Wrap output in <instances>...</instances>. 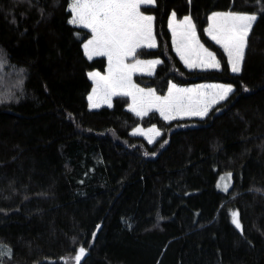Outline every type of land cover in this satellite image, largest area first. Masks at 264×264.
Instances as JSON below:
<instances>
[{
    "label": "trees",
    "instance_id": "trees-1",
    "mask_svg": "<svg viewBox=\"0 0 264 264\" xmlns=\"http://www.w3.org/2000/svg\"><path fill=\"white\" fill-rule=\"evenodd\" d=\"M69 3L0 0V244L12 249L4 264H76L80 247L81 264H264V0L140 7L154 16L157 45L135 58L161 62L135 82L160 95L171 81L234 86L206 116L171 120L135 114L123 95L88 106V72H104L107 59L85 55L91 31L69 23ZM228 10L258 14L238 73L206 33L209 15ZM171 12L190 15L219 68L184 65ZM137 125L161 134L149 143L132 133ZM226 171L232 186L222 193L216 180ZM237 210L242 230L231 222Z\"/></svg>",
    "mask_w": 264,
    "mask_h": 264
},
{
    "label": "snow or ice",
    "instance_id": "snow-or-ice-1",
    "mask_svg": "<svg viewBox=\"0 0 264 264\" xmlns=\"http://www.w3.org/2000/svg\"><path fill=\"white\" fill-rule=\"evenodd\" d=\"M155 0H70L69 10L72 13L69 19L70 24L79 25L83 28L91 30V38L84 45L85 55L89 59L93 55H106L108 57L109 68L108 75L101 76L98 72L89 73V78L93 79L97 87L93 89V94H90L89 107L97 108L99 104L94 102V95L100 88L105 91V102L110 101L113 95H126L132 97L131 110L137 115L145 116L148 111L155 107L164 117L165 120L172 119L171 113L184 112L185 115L206 116L212 105L219 101H225L229 94L233 92L232 85L219 86V93L216 95L218 99H213L211 104H205L203 109L198 107L185 106V101L189 104H199V100L192 99L194 89H179L175 85H170L169 93L166 97L156 96L151 89L145 92L131 83V73L136 71L142 61L135 60L133 64H126L125 60L129 57L135 59L137 51L143 47L154 48L156 43L152 36L151 22L152 16H146L140 11L141 5L154 4ZM261 2V0H258ZM175 13H173V17ZM170 17V22L173 19ZM258 14L255 13H236L224 12L213 13L208 17L210 27L206 31L212 36V39L218 44H222L225 51L229 55V63L231 71L238 73L241 71V62L243 61L248 47V39L254 22L257 20ZM15 23V20H13ZM172 24L170 23V27ZM184 29L180 33L179 42L176 41V28L173 27L174 44L176 51L184 60L185 64L190 67H199V64L190 63L189 58L195 51L194 45L202 49L196 39L195 25L191 17H184L181 24ZM143 41L148 43L145 45ZM204 53L213 61L205 65L206 67L217 68L219 64L215 62V57L207 49H203ZM5 63L3 58H0V64ZM155 65L160 61L147 62ZM216 87V86H214ZM117 89H126V91H117ZM248 91V89H245ZM5 97L0 96V102H3ZM219 110L218 108L216 109ZM149 131L155 135L160 133L153 127ZM149 143L152 140L149 139ZM167 143V141H165ZM147 155V153H146ZM155 155V153H153ZM231 173H226L221 180L230 181ZM218 187H221L218 182ZM230 188V183L225 182L222 190L227 192ZM260 192V189H254ZM239 211L231 212V222L236 229L242 230V223L239 218ZM100 226L97 225V228ZM131 227V225H129ZM241 234L243 232L241 231ZM96 233H93L95 236ZM87 249L80 247L77 250V255L74 257L76 264H81L83 257L86 255ZM12 249L0 244V264H4L5 257H11Z\"/></svg>",
    "mask_w": 264,
    "mask_h": 264
},
{
    "label": "rangeland",
    "instance_id": "rangeland-1",
    "mask_svg": "<svg viewBox=\"0 0 264 264\" xmlns=\"http://www.w3.org/2000/svg\"><path fill=\"white\" fill-rule=\"evenodd\" d=\"M142 6V5H141ZM141 11V10H140ZM229 11V10H228ZM142 12V11H141ZM232 12V11H231ZM174 13V12H173ZM236 13H244V12H236ZM172 17H173V15H172ZM174 18H178L177 16H176V14H175V16L173 17V19L171 20V24H172V26H171V28L173 29V27H175L176 28V32H177V36H176V40H178V38H179V36H180V33H181V29H182V27H181V24H182V22L180 21V22H177V21H175V19ZM79 26V25H78ZM195 29H196V27H195ZM90 30V29H89ZM91 31V30H90ZM155 32V31H154ZM196 32H197V30H195V34H196ZM171 35V34H170ZM155 37H156V34H155ZM91 38V36L88 38V39H90ZM87 39V40H88ZM196 39L199 41V44L200 45H202L203 46V48L202 49H200V48H198L197 46H193L194 47V49H195V51L193 52V54L191 55V57L189 58V62L190 63H196V64H199L200 66L199 67H193V68H190V67H188L186 64H185V62H184V60H182L181 58V60H182V62L184 63V65L186 66V67H188L189 69H204V68H211V67H206L205 65H207V64H209V63H212L213 61L207 56V54L206 53H204V51H203V49H207V51L208 52H211L212 54H213V56L215 57V62H217L218 64H219V60H218V58H217V56H216V54H215V52L213 51V50H211L210 48H208L201 40H200V38L198 37V33H197V36H196ZM86 40V41H87ZM85 41V42H86ZM157 41V40H156ZM84 42V43H85ZM178 42V41H177ZM84 45V44H83ZM146 47V46H145ZM174 51L176 52V54L178 55V53H177V51H176V44H174ZM85 52V51H84ZM97 56H105L106 57V59H107V61H108V57L106 56V55H93L92 56V58L93 57H97ZM179 56V55H178ZM88 57V56H87ZM180 57V56H179ZM228 58V57H227ZM147 59H149V58H135V59H133L132 57H129V58H127L126 60H125V63L126 64H133V63H135V60H140V61H142V62H144V63H142V65L136 70V71H133L132 73H131V83L133 84V85H135V86H137L138 88H140V89H144L145 90V92H147V90H149V89H151V90H153L154 92H155V95L156 96H160V97H166L167 95H168V93H169V87H170V85H175L176 86V88H179V89H194V92L192 93V99L195 101V100H199L200 101V103L199 104H189V101L188 100H186L185 101V106L187 107V106H191V107H198L199 109H203V107H204V105L205 104H211V101L213 100V99H218V96L216 95L217 93H219V89L218 88H216V87H214L213 85H207V86H205V85H202V84H200L201 82H198V83H190V84H178V83H175V82H173V81H171L170 83H169V86H168V89H167V91H166V93L164 94V95H160V94H158V93H156V91L154 90V88H152V87H144V86H142V85H140V84H138L137 82H135L134 81V79H133V76L135 75V74H153L154 72H155V69H153V70H150V67H149V65L146 63L147 61ZM161 62V61H160ZM157 67V66H156ZM108 68H109V63H107L106 64V68H105V71L104 72H101V71H98V70H92V71H89L88 72V74L89 73H93V72H98V73H100V75L101 76H107L108 75ZM217 68H219V67H217ZM91 81H92V89H91V91L89 92V94H88V96H87V98L89 97V95L90 94H93V89L95 88V87H97V85H96V83L94 82V80L93 79H91ZM203 82H210V81H203ZM221 83V82H220ZM233 86V85H232ZM117 91H120V92H122V91H126V89H117ZM115 96H118V95H113V96H111V98H110V101H108V102H105V91H104V89L103 88H100L98 91H97V93L94 95V102H96V103H98L99 104V107H102V106H111L112 104H113V98L115 97ZM120 96V95H119ZM123 96H126V95H123ZM128 98H129V104L127 105V108L129 109V110H131V108H130V105H132V103H133V101H132V97L131 96H128ZM220 102V101H219ZM89 99H88V106H89ZM216 105V104H215ZM215 105H212L210 108H209V110H208V112L210 111V109L213 107V106H215ZM99 107H97V108H99ZM92 109H95V108H92ZM152 110H156V111H158L155 107H153V108H151L148 112H150V111H152ZM131 111H133V110H131ZM135 114H137L135 111H133ZM159 112V111H158ZM159 114H160V112H159ZM161 115V114H160ZM140 116V115H139ZM171 116L173 117L172 119H174V118H184V117H201V116H192V115H185L184 114V112H176V111H173L172 113H171ZM163 117V116H162ZM204 117V116H203ZM169 120H171V119H169ZM153 127H155V129L161 134V131H160V129L157 127V126H155V125H150V126H146V127H144V126H142V125H137L134 129H133V131H132V133L133 134H136V135H141V136H143V137H145L148 141H149V139H151L152 140V142L153 141H155L158 137H159V135L157 136V135H155L154 134V132H151V131H149L150 129H153ZM226 173H230V172H228V171H226V172H221V173H219L218 174V176H217V180H216V187H217V189L220 191V192H222V193H226L225 191H223L222 190V187H223V184L225 183V182H228V183H230V188H231V186H232V177H231V180L230 181H225V180H221V177H224L225 176V174ZM218 182L220 183V185H221V187H218L217 185H218ZM230 188H229V190H230ZM228 190V191H229ZM227 191V192H228Z\"/></svg>",
    "mask_w": 264,
    "mask_h": 264
},
{
    "label": "crops",
    "instance_id": "crops-1",
    "mask_svg": "<svg viewBox=\"0 0 264 264\" xmlns=\"http://www.w3.org/2000/svg\"><path fill=\"white\" fill-rule=\"evenodd\" d=\"M154 4H155V2H154ZM152 5V4H151ZM224 12H228V11H217V12H212L209 16H211L213 13H224ZM144 15H146V16H152L153 17V20H152V22H151V29H152V36H153V38H154V41H155V43H156V45H157V39H156V37H155V32H154V16L152 15V14H149V13H144V12H142ZM172 15H173V12H171L170 13V15H169V17H168V27H169V31H170V34H171V41H172V45H173V48H175L174 47V37H173V29L170 27V17H172ZM186 16H189L190 17V15H185V16H183V17H181V18H174L175 19V21H177V22H183L184 21V17H186ZM193 22V21H192ZM210 21L208 22V25H207V27H206V29H208L209 27H210ZM184 29L182 28L181 29V32L183 31ZM196 30V29H195ZM206 33H207V35L212 39V36L206 31ZM196 36H197V32H196ZM179 40H180V36H179V38H178V40H176V41H178L179 42ZM213 40V39H212ZM215 41V40H214ZM216 42V41H215ZM143 43L146 45L148 42L147 41H143ZM221 46H222V48H223V50L225 51V49H224V47H223V45L222 44H220ZM178 53V52H177ZM225 53H226V55H227V57H228V61H229V55H228V53L225 51ZM179 55V54H178ZM180 56V55H179ZM181 58V57H180ZM147 62H152V61H161V59L160 58H157V57H154V58H149V59H147L146 60ZM146 62V63H147ZM107 63H109L108 61H107ZM242 63V62H241ZM148 65H149V67H150V70H153V69H155L156 68V66L159 64V63H157V64H155V65H152V64H149V63H147ZM230 64V63H229ZM230 67H231V65H230ZM200 84H202V85H205V86H207V85H213V86H216V88H218L219 89V86H223V85H231V84H228V83H220V82H215V81H210V82H201ZM233 87V89H234V86H232ZM220 90V89H219Z\"/></svg>",
    "mask_w": 264,
    "mask_h": 264
}]
</instances>
